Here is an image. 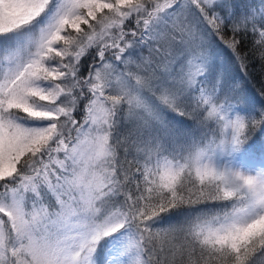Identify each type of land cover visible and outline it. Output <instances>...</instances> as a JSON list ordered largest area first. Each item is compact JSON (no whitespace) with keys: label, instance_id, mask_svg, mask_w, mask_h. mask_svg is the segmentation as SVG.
Returning <instances> with one entry per match:
<instances>
[{"label":"snow or ice","instance_id":"obj_1","mask_svg":"<svg viewBox=\"0 0 264 264\" xmlns=\"http://www.w3.org/2000/svg\"><path fill=\"white\" fill-rule=\"evenodd\" d=\"M221 44L264 72V0H0V264H264Z\"/></svg>","mask_w":264,"mask_h":264},{"label":"trees","instance_id":"obj_2","mask_svg":"<svg viewBox=\"0 0 264 264\" xmlns=\"http://www.w3.org/2000/svg\"><path fill=\"white\" fill-rule=\"evenodd\" d=\"M246 0H235L237 5H242ZM218 57V63L222 70L230 78H234L236 81L241 82L243 87V96L246 100L257 104L258 101L264 99L260 96V89L264 87V72L261 71L259 65L250 66L249 68V82L242 81L243 70L238 66L236 60L232 57L229 49L223 44L216 48L214 53ZM188 119L187 117H177V120ZM253 152L257 154H264V136L257 135L253 137L252 141L249 142Z\"/></svg>","mask_w":264,"mask_h":264},{"label":"rangeland","instance_id":"obj_3","mask_svg":"<svg viewBox=\"0 0 264 264\" xmlns=\"http://www.w3.org/2000/svg\"><path fill=\"white\" fill-rule=\"evenodd\" d=\"M254 153L257 155V157L261 156V154H257L256 152H254Z\"/></svg>","mask_w":264,"mask_h":264}]
</instances>
